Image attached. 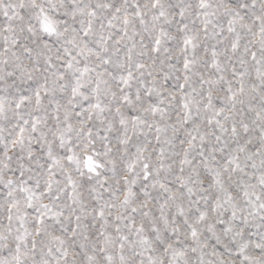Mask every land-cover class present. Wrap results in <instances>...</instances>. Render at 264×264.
I'll return each instance as SVG.
<instances>
[{
  "label": "snow or ice",
  "instance_id": "obj_1",
  "mask_svg": "<svg viewBox=\"0 0 264 264\" xmlns=\"http://www.w3.org/2000/svg\"><path fill=\"white\" fill-rule=\"evenodd\" d=\"M0 264H264V0H0Z\"/></svg>",
  "mask_w": 264,
  "mask_h": 264
}]
</instances>
